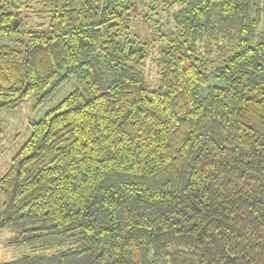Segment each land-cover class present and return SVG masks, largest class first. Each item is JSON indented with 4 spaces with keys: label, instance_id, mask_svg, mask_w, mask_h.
I'll list each match as a JSON object with an SVG mask.
<instances>
[{
    "label": "trees",
    "instance_id": "1",
    "mask_svg": "<svg viewBox=\"0 0 264 264\" xmlns=\"http://www.w3.org/2000/svg\"><path fill=\"white\" fill-rule=\"evenodd\" d=\"M165 3L142 39L134 0H0V111L77 83L0 178V229L64 248L0 264H264V0Z\"/></svg>",
    "mask_w": 264,
    "mask_h": 264
},
{
    "label": "rangeland",
    "instance_id": "2",
    "mask_svg": "<svg viewBox=\"0 0 264 264\" xmlns=\"http://www.w3.org/2000/svg\"><path fill=\"white\" fill-rule=\"evenodd\" d=\"M165 1L168 0H134L136 3V6L132 9L133 16L136 15V25L134 28L142 39H148L156 35L155 20H159V23H162L163 28H160L161 30L165 29L166 25L171 24L172 14L176 12L178 7L174 5L168 6ZM151 7L157 10L158 15H153L154 12ZM23 16L24 26L21 28L22 31L26 32L39 23L38 19H35V17L28 12H25ZM214 67L215 66H211L210 70H208L210 85L214 84L216 81L212 70ZM148 79L153 83H155L157 79L155 69L150 66L148 67ZM76 88L77 83L74 79H71L40 103H37L40 96L34 94L18 108L0 111V122L2 123L4 131L0 140V178L10 167L12 158L30 137V124L42 119L50 109ZM204 92L205 89L201 91V94ZM17 232L18 230L16 228L0 229V262L13 261L24 253L31 252V250H39L37 251L38 253L46 252L49 254L50 252L52 254L64 248V245H62L61 247L55 246L46 250L44 247V240L42 239L25 243H16L13 239L16 237Z\"/></svg>",
    "mask_w": 264,
    "mask_h": 264
},
{
    "label": "water",
    "instance_id": "3",
    "mask_svg": "<svg viewBox=\"0 0 264 264\" xmlns=\"http://www.w3.org/2000/svg\"><path fill=\"white\" fill-rule=\"evenodd\" d=\"M14 26L17 27L18 26V21L14 22Z\"/></svg>",
    "mask_w": 264,
    "mask_h": 264
}]
</instances>
